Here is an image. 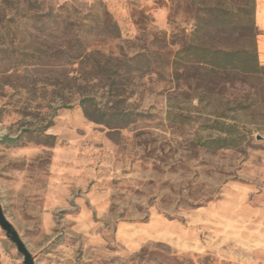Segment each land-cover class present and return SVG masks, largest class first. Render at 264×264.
Returning <instances> with one entry per match:
<instances>
[{"label":"rangeland","instance_id":"1","mask_svg":"<svg viewBox=\"0 0 264 264\" xmlns=\"http://www.w3.org/2000/svg\"><path fill=\"white\" fill-rule=\"evenodd\" d=\"M256 3L0 0V201L35 264H264V62L245 82L181 52L258 49ZM207 7L248 26L195 32ZM96 52L124 63L111 90Z\"/></svg>","mask_w":264,"mask_h":264},{"label":"trees","instance_id":"2","mask_svg":"<svg viewBox=\"0 0 264 264\" xmlns=\"http://www.w3.org/2000/svg\"><path fill=\"white\" fill-rule=\"evenodd\" d=\"M68 12V15H70L69 10H66ZM239 11H244L243 7L239 8ZM53 15V12H45L42 14L34 13L33 19H37V22L39 25L33 26L34 30L38 31L42 27H46L47 23L44 21L45 17H50ZM203 17L199 18V25L197 26L195 32H199L201 30H206L211 27H217L220 28L223 31L231 30L232 28H242L245 29L248 25L242 20V18L237 17L235 21L232 20V14L229 9L227 8H212L207 7L204 10ZM56 16V15H55ZM56 21V20H55ZM68 28H72L74 25L73 22H70ZM118 31L117 24H110L109 27L105 28V33H109L110 31ZM252 36L255 38V33H252ZM181 52H185L187 56L191 59L193 63H199L204 65L206 70L212 71V72H221L222 74H226V78H228L229 75L234 76H241V79L245 82L250 81V79L254 76H257L260 74L261 70L263 69L260 65L259 61V55H258V49L256 46V41L254 40V45L252 49L248 50L246 48H226V47H214L209 44L204 43H198V44H192L185 46ZM99 57H95L96 63L92 66V72L91 75L94 77V79H100L104 81H108L107 86L109 87V90H111L114 85L116 84V80L114 79V76L119 74L121 64L123 61H119V64L117 65L116 69L112 71L108 68L107 64L109 63V58H107L104 54L100 52H96ZM87 55V54H86ZM85 56V55H84ZM140 56V54H137L133 57L132 60H136ZM33 58H37V56L32 55ZM39 57V56H38ZM103 59V60H102ZM137 61L135 62V64ZM175 63V62H173ZM124 64V63H123ZM130 66V65H129ZM132 67H135L134 70H140L141 67L139 65L131 64ZM94 98L91 97H85L81 100V103H83V109L85 114L90 117L91 119L97 121V122H103L102 113L99 112L100 110H97L98 112H95L92 114L89 111V101H93ZM87 102V103H86ZM235 125L228 124L226 122H216V124H213L210 127H213L215 129H218L225 134L229 135L232 132V127ZM216 142H220V147H225L230 145V139L227 137L217 139ZM232 145V144H231Z\"/></svg>","mask_w":264,"mask_h":264},{"label":"water","instance_id":"3","mask_svg":"<svg viewBox=\"0 0 264 264\" xmlns=\"http://www.w3.org/2000/svg\"><path fill=\"white\" fill-rule=\"evenodd\" d=\"M0 226L6 232L8 238H10L17 246L18 251L23 255V264H35L34 257L25 242L22 240L21 236L14 228L12 223L5 216L4 210L0 201Z\"/></svg>","mask_w":264,"mask_h":264},{"label":"crops","instance_id":"4","mask_svg":"<svg viewBox=\"0 0 264 264\" xmlns=\"http://www.w3.org/2000/svg\"><path fill=\"white\" fill-rule=\"evenodd\" d=\"M255 21L258 29L262 32L259 34L258 49L259 59L261 62H264V0H257Z\"/></svg>","mask_w":264,"mask_h":264}]
</instances>
